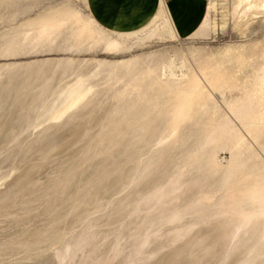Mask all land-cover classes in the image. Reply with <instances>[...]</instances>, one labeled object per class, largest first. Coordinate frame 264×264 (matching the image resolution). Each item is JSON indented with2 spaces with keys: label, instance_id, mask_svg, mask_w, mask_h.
Here are the masks:
<instances>
[{
  "label": "rangeland",
  "instance_id": "rangeland-1",
  "mask_svg": "<svg viewBox=\"0 0 264 264\" xmlns=\"http://www.w3.org/2000/svg\"><path fill=\"white\" fill-rule=\"evenodd\" d=\"M0 264H264V0L183 41L0 0Z\"/></svg>",
  "mask_w": 264,
  "mask_h": 264
},
{
  "label": "crops",
  "instance_id": "crops-1",
  "mask_svg": "<svg viewBox=\"0 0 264 264\" xmlns=\"http://www.w3.org/2000/svg\"><path fill=\"white\" fill-rule=\"evenodd\" d=\"M84 5L89 18L107 33H134L163 21L181 41L201 27L206 10V0H84Z\"/></svg>",
  "mask_w": 264,
  "mask_h": 264
},
{
  "label": "bare ground",
  "instance_id": "bare-ground-1",
  "mask_svg": "<svg viewBox=\"0 0 264 264\" xmlns=\"http://www.w3.org/2000/svg\"><path fill=\"white\" fill-rule=\"evenodd\" d=\"M108 50H110V49H108Z\"/></svg>",
  "mask_w": 264,
  "mask_h": 264
}]
</instances>
